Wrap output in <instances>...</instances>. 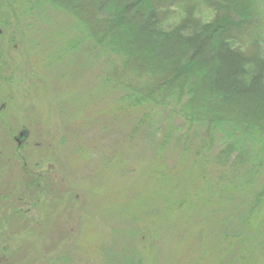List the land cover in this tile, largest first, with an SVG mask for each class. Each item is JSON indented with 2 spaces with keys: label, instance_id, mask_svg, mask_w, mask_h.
<instances>
[{
  "label": "trees",
  "instance_id": "trees-1",
  "mask_svg": "<svg viewBox=\"0 0 264 264\" xmlns=\"http://www.w3.org/2000/svg\"><path fill=\"white\" fill-rule=\"evenodd\" d=\"M23 4L28 8L21 13ZM170 5L182 6L188 15L175 31L165 34L157 25L173 14ZM201 5L215 10L212 23L201 25L193 18L192 11ZM0 8L4 9L0 12V29L7 28L13 18L22 31L23 17L29 9L39 12L35 18L44 22L50 21L48 10L69 15L87 34L80 38L64 29L55 30L51 34L54 40L59 37L62 43L65 37L66 41L47 59L51 57L49 61L54 62L55 58L75 51L78 41H87L93 46L88 56L94 53L103 57L100 103L109 119L129 117L130 122H122L130 123L123 124L129 128L128 140L145 129L151 143L141 144L146 149L151 144L159 153L170 146L181 162L189 159L191 175H201L199 184L207 182L205 171L210 170L212 180L210 186L205 184L207 197L203 200L212 204V257L200 258L201 263L255 264L256 258H264V0H0ZM184 29H191L192 35L182 36ZM23 31L25 41L28 31ZM8 64L3 66L8 69ZM27 69L24 65V69L17 71L22 82L13 77L0 78L1 94H12V89L27 78ZM111 91L121 97L109 105L106 103L112 99ZM13 104L14 99L6 105L4 118ZM159 109L166 112L167 124L156 137L153 119ZM139 110L142 113L137 117ZM27 112V120L38 121L37 113ZM99 114H104V110ZM174 122L184 131L174 128ZM60 142L64 143V139ZM118 158L120 170L128 174L130 165L120 159V154ZM153 162L145 168L150 165L147 174L149 178L154 176L155 184L166 189L168 183L170 192H185L183 167L177 163L166 177ZM131 163V171L138 174L141 160ZM161 167L167 173L163 163ZM168 202L161 201L157 208L153 203H141V208L146 207L143 215L151 213L146 218L129 205L117 213L129 217H125L129 222H122L123 226L130 228L131 221L139 226L138 234L130 229L138 235L134 234L138 243L144 242L139 237L148 236L152 240L156 234L159 237L167 234L169 238L171 235L166 231L160 233L157 228L166 224L173 234L178 233V229L173 231L174 223H166L169 220L166 209L172 208ZM183 202L180 199L173 208H180ZM154 214L160 215L161 220L157 222ZM202 225L208 226V221L203 219ZM215 228L224 231L219 233ZM228 228L231 230H225ZM151 247L152 244L150 251L148 247L145 249L149 253H143L149 263L153 254L157 252L159 259L162 251ZM137 250L135 264H142L144 259Z\"/></svg>",
  "mask_w": 264,
  "mask_h": 264
},
{
  "label": "rangeland",
  "instance_id": "rangeland-1",
  "mask_svg": "<svg viewBox=\"0 0 264 264\" xmlns=\"http://www.w3.org/2000/svg\"><path fill=\"white\" fill-rule=\"evenodd\" d=\"M27 8L24 4L20 5L21 13ZM3 10L0 8V12ZM29 11L27 16L23 17L22 23L25 27L20 28L22 31L15 26L13 18L10 19V25L7 28L0 29V78L13 77L18 80L19 67L21 66L19 72L24 69V65L28 68L27 78L23 83L17 84V87H12V94H1L0 90V105L6 103L8 106V103L14 99V104L11 105L4 119L10 125V133L13 136H17L18 131L30 122L27 120L29 117L27 111L32 110L38 114L37 122L42 124L39 125L33 121L28 126L31 129L26 127V131L28 130L30 135L31 144H41V148H38L39 152L41 150V157L39 156L38 161L24 160L26 164H23L22 161H16L19 150L15 151L13 148L4 151L3 156L0 157V219L2 221L0 222L3 223L0 227V242L5 238L7 245L8 242L12 245L10 242H17L20 239L25 242L27 237H32L34 234L36 236V232H43L40 235L41 246L38 243L35 249V251L39 250L40 256L45 258L41 259L42 264H46L47 257L53 255L50 251H53L52 243L56 240H60V245L62 241L67 242L63 247L57 246L59 251L55 252L60 253L56 254L58 257V261L54 260V262L57 261L56 264H135L137 249L141 251L139 253L144 259L142 264H203L200 258L205 257V260L207 257H212V204L203 200L207 197L206 187L210 186L212 180L210 170L207 168L205 171L206 174L208 173L205 174L207 182L199 184L201 175L196 171L198 177L195 174L191 175L189 159L181 162V158L177 153L173 154L170 146L159 153L155 152V147L151 144L148 149L146 145H142L150 142L145 129L141 130L135 138H131V141L128 140L130 139L127 138L129 128L123 124L128 126L130 123L122 122H130L129 117L113 115L115 118L110 116L109 119L108 114H105L107 110L103 103H100L99 85L103 57H97L94 53L88 56V51H91L93 46L81 40L77 42L76 49L71 54L67 53L65 57L55 58L54 62L49 61L51 57L47 59L48 55L57 53V48L66 41L64 37L61 43L58 36L55 41L51 36L55 30L64 29L67 33L73 32L81 38V35L84 36L85 33L82 26L75 21L74 23L69 15L57 11H47V16L51 18L47 22L38 21L35 18L36 15H40L39 12L31 9ZM23 30L28 31L25 41L22 40ZM11 37L12 40H10ZM3 63H9V68H5ZM20 77L23 75L20 74ZM18 82L22 81L18 80ZM2 83L0 82V85ZM109 93L112 94V99H109L106 104L112 105L116 97H121L119 93L118 95L113 91ZM103 110L104 114H99ZM141 113L142 110H139L137 117ZM166 118V112L159 109L153 119L155 121L153 134L156 137H159L164 130L167 124ZM178 125L174 122V128ZM178 128L181 132L184 131L183 127ZM1 139L3 141L0 143V148L5 142L12 141V137L4 130H0ZM63 139L64 143L60 142ZM48 144H51L50 147ZM115 144L117 146L114 147ZM118 154L120 159L125 160V164L130 165L127 169L128 174L120 170ZM7 159H10L9 163ZM138 159L141 163L139 173L136 174L135 170L131 171V162ZM161 159L168 168L167 173L164 172V167H161ZM152 161L163 175H167L166 177L170 174L169 169L177 163L183 167L181 169L184 180L182 188L185 192L172 193L169 191L170 184L167 183L166 189H163L162 185L155 184L157 180L154 182V176L150 179L147 174L150 165L145 168ZM13 168L14 171H19L21 177L16 185L15 182L10 183L12 179L10 173ZM24 168L29 173L27 176L26 173H22ZM33 174L41 177V184L45 187L46 193L40 196L39 216L33 211V194L25 190L27 179L32 178ZM161 177L158 178L163 179ZM88 184L91 187H88ZM61 188L66 190L60 192ZM58 193L62 194L58 195ZM64 197L69 198L70 203L74 205L73 210H69L70 206L61 208V212H52L56 206H63L61 202H64ZM180 199L184 200V204L174 209L173 206L175 207ZM168 200L172 208L166 209V218L167 220L169 218L166 223H174L176 229L173 231L178 229L177 235L173 234L165 224L161 226L162 228H157L160 233L165 234L164 231H166L171 235L169 238L167 234L160 237L156 234L152 240L148 236L139 237L144 242L138 243L134 234L141 231L139 226L136 227V223L132 221L130 228L121 224L129 222L126 219L129 217L119 216L117 212L122 213L120 208L124 210L129 208L127 206L129 205L139 215H143V207L147 203H153L157 208L161 201ZM120 202L125 205L120 206L118 204ZM141 203H145L142 208ZM29 208L30 211H27ZM145 209L146 207L144 211ZM148 211H151V208H148ZM25 213L26 215H23ZM150 215L151 213L145 212L143 217ZM156 216V220L160 218V215H153V217ZM143 217H140L142 221L145 220ZM24 218L32 221L33 227L27 230L29 233L24 230L12 234L11 231L17 230ZM203 219L208 221V226L202 225ZM130 229L136 232L133 233ZM117 230L120 231L117 232ZM216 231L221 233L224 229L219 228ZM13 235L19 238L15 239ZM162 237L165 238L161 240ZM151 244V248L162 249V251L159 259L157 252H154L153 259L149 263L143 253H149ZM147 247L149 250L145 251ZM25 248L26 244H24ZM7 250L10 255L6 252V248L4 249L8 257L12 252L19 254L16 248L10 247ZM42 252L50 254L46 256ZM6 253L5 258H7ZM7 260L10 262L8 258ZM14 260L20 263V256H15ZM254 262L264 264V258H256Z\"/></svg>",
  "mask_w": 264,
  "mask_h": 264
},
{
  "label": "flooded vegetation",
  "instance_id": "flooded-vegetation-1",
  "mask_svg": "<svg viewBox=\"0 0 264 264\" xmlns=\"http://www.w3.org/2000/svg\"><path fill=\"white\" fill-rule=\"evenodd\" d=\"M6 108H7L6 103H1V105H0V120H1L0 121V130L6 131V134L10 135L12 137V141L10 143L5 142V144L2 145V148H0V157L3 156L4 151H7V150H10V148H13L15 151L19 150V152L17 154L18 160H16V161H22L23 164H26V162H24V160L30 159V160L38 161L39 156L41 157V155H40L41 150H40V152L38 150V148H41V144H36V143L31 144V142L29 141L30 135L27 132L28 130L26 131V127L29 130L31 129L28 127L31 124V122L27 123V126H24L25 128H23V129L21 128L22 130L20 129L18 131L17 136L11 135L10 125L8 124V122H6L4 120L5 118H2L3 112L6 110ZM2 141H3V139L0 140V143ZM50 145L51 144H48V147H50ZM20 152H22V154H20ZM9 162H10V159H7V163H9ZM11 166H10V168H11ZM50 166H49V168H50ZM22 173L23 174L26 173V176L29 174L25 168L22 169ZM10 174L12 175V179L10 180V183L14 184V182H15V185L18 184L21 180V177L19 175L20 174L19 171H17V170L14 171V168H13V171L11 170ZM26 185L27 186L25 187V190L27 191V193L33 194L32 207H33L34 214L36 213L35 215L39 216L38 212L40 211V209H39V207H40L39 206L40 205L39 204L40 203V196L46 194L45 193V187H43L41 184V177H39V175L33 174L32 178L30 177L29 179H27ZM63 190H66V189L61 188L60 192H62ZM61 194L58 193V195H61ZM61 204L63 205L62 207L56 206L52 210V212H55V211L61 212L63 208L65 209V208H68L70 206H71V208L69 210H71V209L73 210V208H74V205H72L70 203L69 198L67 199V197H64V202H61ZM59 205H60V203H59ZM27 211H30V208L27 209ZM17 212H18V210H17ZM23 215H26V213ZM38 220H39V218H38ZM0 221H1V219H0ZM1 222H0V227L3 226V223L1 224ZM27 223H29V224H27ZM32 227H33L32 221L29 220V218H24L20 222L18 229L13 230L11 232H12V234H16L18 232L20 233V231L22 232L24 230L26 232L27 230H30V228H32ZM25 232H23V233H25ZM42 234H43V232H36L37 237L34 234L32 237H27V240L25 242L21 241V239L17 242H13V243L10 242L12 245H10L8 240H7L8 245L10 247L16 248V250L18 249V251H19V254H16V252H12L11 256H9V257L7 256V253H8V255H10V253H9V250H7V249H10V247L6 243V238L4 240L2 239V241L0 242V245H2V246H0V249H1L0 264H42L41 259L44 257L40 256V252L38 249H37L38 251H35V249L38 247L37 244L38 243L40 244V238H41L40 235H42ZM16 236L17 235H13L14 238ZM17 238H19V236L16 237L15 239H17ZM56 241H54V243H52V247H51L52 249L53 248L57 249V246H58V248H59V246L63 247L64 244L67 243V242L62 241L61 242L62 244L60 245L59 244L60 240H58L57 242ZM15 244L17 246H15ZM24 244H26L25 249H24ZM40 246H41V244H40ZM5 248H6L7 253L4 251ZM31 249H33L32 252H31ZM54 249H53V251H50L51 253H53V255L51 254V256L47 257V260L45 261L46 264H56L57 263L58 257L56 256V254H58L60 252H55V251H59V250L58 249L54 250ZM5 253H6V257L10 260V262L7 260V258H5V256H4ZM42 254L43 255L46 254V256H47L50 253L49 252H42ZM18 255L20 256V261H19L20 263L15 262L16 259L14 260L15 256L19 257ZM48 258H50V259H48ZM54 260H57V261L54 262Z\"/></svg>",
  "mask_w": 264,
  "mask_h": 264
},
{
  "label": "clouds",
  "instance_id": "clouds-1",
  "mask_svg": "<svg viewBox=\"0 0 264 264\" xmlns=\"http://www.w3.org/2000/svg\"><path fill=\"white\" fill-rule=\"evenodd\" d=\"M169 10L173 14L157 25V29L165 34L175 31L188 15L187 11L182 6L170 5ZM161 11H164V9L162 8ZM192 16L194 19L199 20L201 25H206L212 23L215 19L216 12L212 8L201 5L199 8L192 11ZM180 34L188 37L192 35V31L191 29H184L181 30Z\"/></svg>",
  "mask_w": 264,
  "mask_h": 264
}]
</instances>
